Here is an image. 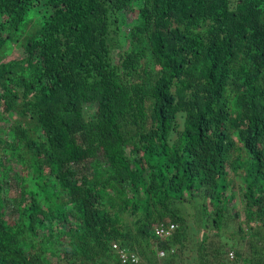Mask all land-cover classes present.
I'll return each mask as SVG.
<instances>
[{"label": "trees", "instance_id": "obj_1", "mask_svg": "<svg viewBox=\"0 0 264 264\" xmlns=\"http://www.w3.org/2000/svg\"><path fill=\"white\" fill-rule=\"evenodd\" d=\"M113 244L264 264V0H0V264Z\"/></svg>", "mask_w": 264, "mask_h": 264}, {"label": "built area", "instance_id": "obj_2", "mask_svg": "<svg viewBox=\"0 0 264 264\" xmlns=\"http://www.w3.org/2000/svg\"><path fill=\"white\" fill-rule=\"evenodd\" d=\"M173 229H174L173 225L166 226L164 224H159V225H156L153 230H154L155 236L163 238V237H169ZM112 248L113 250H115L118 256L119 262L121 264H144V262L141 261V259L136 253L120 248L116 244H113ZM163 256H164L163 252L158 253L159 258H162ZM234 258H235L234 253L229 252L228 259L230 261H234ZM235 264H242V263L235 262Z\"/></svg>", "mask_w": 264, "mask_h": 264}, {"label": "rangeland", "instance_id": "obj_3", "mask_svg": "<svg viewBox=\"0 0 264 264\" xmlns=\"http://www.w3.org/2000/svg\"><path fill=\"white\" fill-rule=\"evenodd\" d=\"M18 54L20 55V51H18L17 54L15 53L14 55H18Z\"/></svg>", "mask_w": 264, "mask_h": 264}]
</instances>
